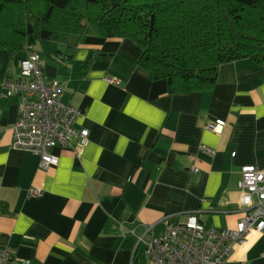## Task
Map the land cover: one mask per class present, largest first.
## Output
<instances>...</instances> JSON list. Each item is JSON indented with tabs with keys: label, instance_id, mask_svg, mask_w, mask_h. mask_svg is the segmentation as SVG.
<instances>
[{
	"label": "crops",
	"instance_id": "crops-1",
	"mask_svg": "<svg viewBox=\"0 0 264 264\" xmlns=\"http://www.w3.org/2000/svg\"><path fill=\"white\" fill-rule=\"evenodd\" d=\"M58 42L56 55L52 44L39 49L44 73L65 83L91 139L80 153L53 147L59 160L44 166L13 144L21 94L0 82V248L15 264H156L139 239L147 227L162 234L192 212L207 226H236L242 165L264 167V65L226 61L214 87L172 92L141 65L143 48L129 36ZM95 49L113 54L90 62ZM12 75L22 77L21 63ZM217 117L222 129L208 128ZM224 264H264V231L249 233Z\"/></svg>",
	"mask_w": 264,
	"mask_h": 264
},
{
	"label": "trees",
	"instance_id": "trees-1",
	"mask_svg": "<svg viewBox=\"0 0 264 264\" xmlns=\"http://www.w3.org/2000/svg\"><path fill=\"white\" fill-rule=\"evenodd\" d=\"M89 33L136 40L172 92L209 89L226 61L264 65V0H0V82L38 43L77 46ZM112 54L95 49L90 62Z\"/></svg>",
	"mask_w": 264,
	"mask_h": 264
},
{
	"label": "built area",
	"instance_id": "built-area-1",
	"mask_svg": "<svg viewBox=\"0 0 264 264\" xmlns=\"http://www.w3.org/2000/svg\"><path fill=\"white\" fill-rule=\"evenodd\" d=\"M22 77H4L2 84L9 95L21 94L20 115L14 125L13 144L31 149L48 166L59 156L52 150L57 145H71L79 153L90 142V128L79 126L82 109L64 98L65 83L58 77L48 79L44 73L41 53L32 51L21 62ZM113 80H118L112 77ZM224 117L206 122L219 131ZM206 150L215 149L205 145ZM194 170H200L195 166ZM240 202L245 213L236 226H207L195 212L180 221H170L162 234L154 225L139 233L147 252L156 264H224L237 243L254 230L264 231V167L245 163L241 168ZM32 191L41 189L33 187ZM0 264H15L9 248H0Z\"/></svg>",
	"mask_w": 264,
	"mask_h": 264
},
{
	"label": "rangeland",
	"instance_id": "rangeland-1",
	"mask_svg": "<svg viewBox=\"0 0 264 264\" xmlns=\"http://www.w3.org/2000/svg\"><path fill=\"white\" fill-rule=\"evenodd\" d=\"M70 37H72V36H70ZM41 43L42 42L37 44V45H39L40 48H42V46H45V45L51 47V44H52L54 49H51V52H50V49H48V47H46V48L50 52V54H53V55H56V48L58 49L59 47H62V45H63L61 42H58V41L52 42V41H49V40L45 41L46 44H43V43L41 44ZM41 50L43 52V49H41ZM47 50H45L44 52L46 53V55L49 58L50 56L48 55V51Z\"/></svg>",
	"mask_w": 264,
	"mask_h": 264
}]
</instances>
